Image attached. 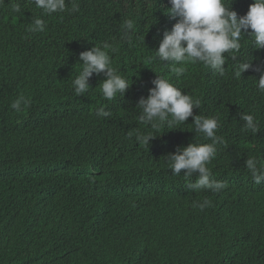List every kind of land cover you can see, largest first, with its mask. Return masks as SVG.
<instances>
[{
  "label": "trees",
  "instance_id": "trees-1",
  "mask_svg": "<svg viewBox=\"0 0 264 264\" xmlns=\"http://www.w3.org/2000/svg\"><path fill=\"white\" fill-rule=\"evenodd\" d=\"M227 2L237 12L247 0ZM66 4L46 15L32 0H0V264H264V182L246 168L250 156L264 163V93L260 73L234 76L241 60L264 67V49L243 37L236 61L225 54L223 76L196 63L177 79L154 58L177 22L168 0ZM35 17L45 20L44 32L27 31ZM105 42L130 88L106 100L105 77L93 74L77 96L80 54ZM157 75L200 99L194 115L219 119L225 145L208 167L227 184L221 191H195L198 172L186 178L169 167L178 148L212 142L191 117L174 128L140 122L139 101ZM21 96L30 103L16 112L10 105ZM101 107L111 115L98 117ZM242 113L256 118L259 132L243 130ZM147 132L155 135L149 147L136 140ZM205 199L210 207H194Z\"/></svg>",
  "mask_w": 264,
  "mask_h": 264
},
{
  "label": "clouds",
  "instance_id": "clouds-1",
  "mask_svg": "<svg viewBox=\"0 0 264 264\" xmlns=\"http://www.w3.org/2000/svg\"><path fill=\"white\" fill-rule=\"evenodd\" d=\"M32 2L46 15L69 10L66 0H32ZM168 3L171 7L167 10V15L177 22L170 31H164L154 58L170 64L171 72L177 79L187 71L186 65L196 63H201L223 76L227 60L225 54L227 53L228 57L236 61L243 37L251 38L255 49H264V0H247L246 5L239 8L237 12L231 9L227 0H168ZM78 10L76 4H73L70 9L72 12ZM245 10H248L245 15L238 16V12ZM12 11L20 13L21 6L13 4ZM45 28V20L35 17L31 20L27 31L44 32ZM123 28L131 43L132 37L128 35V32L133 28L132 21L126 20ZM109 50L114 51L111 45L105 42L102 46H94L91 50L80 54L81 67L72 81V87L77 96L83 95L90 89L89 79L93 74L103 73L105 79L99 88L106 100H114L130 88L131 82L112 67ZM249 70L260 73L259 79H255V82L257 89L264 93V67L254 68L252 60L236 62L234 76L240 78ZM152 83L154 87L149 90L148 97L141 98L139 101L141 123L152 129L163 126L174 128L191 117L194 130L202 134L206 140L212 141L211 143H192L187 147L178 148L175 154H170L167 158L172 174L180 175L181 171L185 170L184 176L189 178L193 173L198 172V179L193 186L195 191L210 190L215 193L226 188L227 184L214 179L208 167L217 155L218 145H225V141L217 136L220 127L219 119L215 116L194 115L193 110L199 109L201 105L200 99L183 92L169 79L157 75ZM29 103L30 101L21 96L14 100L10 107L16 112H21ZM96 115L105 118L111 114L101 107ZM240 117L244 122V131L254 134L259 132V122L252 114L242 113ZM153 138L155 135L152 132L136 135L138 143L145 147H149V140ZM246 168L254 183L259 185L264 182V163L257 157L250 156L246 161ZM210 206L211 201L208 199L194 204V207H199L201 211Z\"/></svg>",
  "mask_w": 264,
  "mask_h": 264
}]
</instances>
